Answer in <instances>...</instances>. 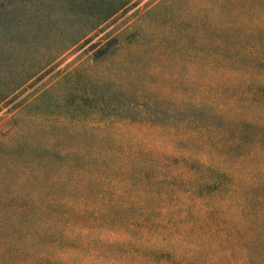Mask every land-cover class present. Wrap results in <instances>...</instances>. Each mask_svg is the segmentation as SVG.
Segmentation results:
<instances>
[{
	"label": "trees",
	"instance_id": "obj_1",
	"mask_svg": "<svg viewBox=\"0 0 264 264\" xmlns=\"http://www.w3.org/2000/svg\"><path fill=\"white\" fill-rule=\"evenodd\" d=\"M141 1L0 0V108ZM206 1L237 12L246 0ZM239 24L220 25L238 87L226 104L140 105L135 92L101 77L84 89L63 88L68 74L58 71L14 106L9 129H0V264H93L100 245L114 243L111 235L136 240L139 249L164 237L196 257L204 243H214L231 262L236 248L234 264H254L264 254V19ZM118 46L116 36L94 43L92 61L103 63ZM92 115L194 127L159 153L154 145L106 146L94 124V145L101 142L91 154L72 148L77 135L64 131ZM177 140L184 151L175 150Z\"/></svg>",
	"mask_w": 264,
	"mask_h": 264
},
{
	"label": "rangeland",
	"instance_id": "obj_2",
	"mask_svg": "<svg viewBox=\"0 0 264 264\" xmlns=\"http://www.w3.org/2000/svg\"><path fill=\"white\" fill-rule=\"evenodd\" d=\"M233 9H221L207 4L206 0H162L157 4L142 0L138 5L118 13L92 34L88 42L68 51L52 71L28 85L11 103L2 106L0 129H9L10 123L7 121L14 106L39 91L58 71L68 74L63 88H73L79 83L78 88L84 89L87 83L101 77L121 89L135 92L136 98L133 99L140 105L143 101H155L160 106L170 107L173 103L182 106L187 102L228 103L238 94V87L232 86L234 81L229 72L228 54L223 49L224 35L220 25L225 19L237 20L239 25L264 19V0H246L236 8L237 12ZM242 33L240 26L239 36ZM107 36L118 37V50L103 63H94L90 49ZM211 44L214 45L212 48ZM100 117L92 115L78 127L65 125V133L77 135L72 148L93 153V148L101 142L94 145L95 124L100 128L95 135L102 136L106 146L136 148L154 145L162 153L170 149V139L191 133L194 127L192 124L182 129H174L172 124L162 127L136 126L105 119L99 121ZM186 147L185 142L178 140L174 145L176 151H184ZM232 219H227L230 227L235 225ZM109 237L114 243L100 245L102 256L93 258V264H234L240 258L236 248L233 262L222 257L214 250V243H204L202 253L199 252L196 257L186 251L184 245L169 246L164 237L147 239L141 249L133 247L132 242L137 243L136 240L122 243L115 242L121 240L116 235ZM151 249L164 252L155 254ZM254 264H264V254Z\"/></svg>",
	"mask_w": 264,
	"mask_h": 264
}]
</instances>
